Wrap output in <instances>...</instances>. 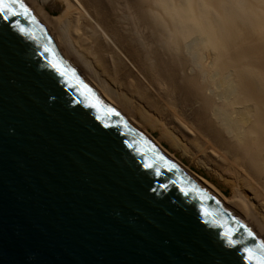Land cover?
I'll list each match as a JSON object with an SVG mask.
<instances>
[{"label":"water","instance_id":"water-1","mask_svg":"<svg viewBox=\"0 0 264 264\" xmlns=\"http://www.w3.org/2000/svg\"><path fill=\"white\" fill-rule=\"evenodd\" d=\"M21 4L0 15V264H259L256 233L104 101Z\"/></svg>","mask_w":264,"mask_h":264},{"label":"bare ground","instance_id":"bare-ground-1","mask_svg":"<svg viewBox=\"0 0 264 264\" xmlns=\"http://www.w3.org/2000/svg\"><path fill=\"white\" fill-rule=\"evenodd\" d=\"M20 2L104 101L264 244V0Z\"/></svg>","mask_w":264,"mask_h":264},{"label":"snow or ice","instance_id":"snow-or-ice-1","mask_svg":"<svg viewBox=\"0 0 264 264\" xmlns=\"http://www.w3.org/2000/svg\"><path fill=\"white\" fill-rule=\"evenodd\" d=\"M18 2L19 0H0V15H3L5 19H8L9 16L18 15L19 13L14 10V5ZM21 7H23L22 4ZM25 12H27V9H25ZM148 167H151V165H148ZM249 234L251 235L252 233L249 232ZM229 241L232 242L230 238ZM248 258L252 259L251 256H249ZM259 264H264V259H262Z\"/></svg>","mask_w":264,"mask_h":264},{"label":"rangeland","instance_id":"rangeland-1","mask_svg":"<svg viewBox=\"0 0 264 264\" xmlns=\"http://www.w3.org/2000/svg\"><path fill=\"white\" fill-rule=\"evenodd\" d=\"M189 58H190L191 62L194 61V56H193V54H192L191 52L189 53ZM127 63H128V65H129V67H130L132 70H134V67L132 66V64H131L129 61H127ZM189 107H190V106H189ZM153 135H154L155 137L159 138V137H160V132L157 131V130H155V131H153ZM178 152H179V154H180V153H183V151H182L181 149H179ZM214 180H215V181H218L217 179H214ZM221 183H222V182H221ZM222 185L224 186V183H223ZM224 187H225V189H226L225 193H227V195H230V188L228 189L227 186H224Z\"/></svg>","mask_w":264,"mask_h":264}]
</instances>
